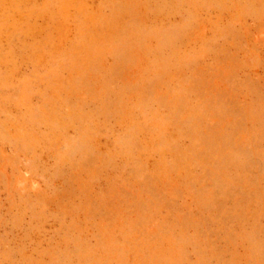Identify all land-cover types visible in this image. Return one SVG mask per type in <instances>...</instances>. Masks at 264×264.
I'll list each match as a JSON object with an SVG mask.
<instances>
[{
    "label": "rangeland",
    "instance_id": "374dc122",
    "mask_svg": "<svg viewBox=\"0 0 264 264\" xmlns=\"http://www.w3.org/2000/svg\"><path fill=\"white\" fill-rule=\"evenodd\" d=\"M0 264H264V0H0Z\"/></svg>",
    "mask_w": 264,
    "mask_h": 264
}]
</instances>
